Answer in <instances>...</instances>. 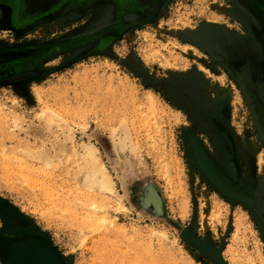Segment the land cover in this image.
<instances>
[{
	"label": "rangeland",
	"instance_id": "obj_1",
	"mask_svg": "<svg viewBox=\"0 0 264 264\" xmlns=\"http://www.w3.org/2000/svg\"><path fill=\"white\" fill-rule=\"evenodd\" d=\"M239 5L232 14L228 0H174L157 21L122 31L105 49L79 47L0 79V197L48 236L64 264H218L170 220L140 208L137 190L147 179L158 184L170 218L225 264H264L261 223L208 180L187 137L196 132L226 167V153L218 156L224 146L212 142H220L224 125L264 172L256 108L214 52L237 60L254 53L264 62V41L251 26L256 16ZM104 11L73 27L17 34L2 27V15L0 46L96 31ZM97 167L114 192L87 188L85 177Z\"/></svg>",
	"mask_w": 264,
	"mask_h": 264
},
{
	"label": "flooded vegetation",
	"instance_id": "obj_2",
	"mask_svg": "<svg viewBox=\"0 0 264 264\" xmlns=\"http://www.w3.org/2000/svg\"><path fill=\"white\" fill-rule=\"evenodd\" d=\"M173 1L60 0L54 3V5L52 4L51 8L38 11L29 16L23 13V0H0V16H5L2 27L12 31L14 34L23 33L27 30L36 31L39 28L52 24L54 26L58 25L63 27L70 25L73 27L79 19L83 23L91 16L93 18L98 13H101L99 12L100 10H105L103 13V23L96 31H91L92 28H86L84 35L63 40L58 39L59 36H57L52 39H38V41L33 43L18 45L16 47L11 45L0 46V55H11L7 60L0 61V79L20 71L35 70L41 64L46 63L48 59L79 47L87 46V53L105 49L111 45L122 31L142 23L157 21ZM228 1L232 8L234 6L233 0ZM237 1L242 5L243 11L249 8L254 13L256 22H251L252 29L256 37L264 41V0ZM131 13H134V17L136 18L128 19L126 17L127 14ZM243 29H245V33L247 34V28L243 26ZM225 57L226 55L221 56L222 61L224 63L226 62L233 69L238 79L241 76V81L247 89V93L250 95V102L258 112L259 124L264 133V62L262 61V65H260L254 53L250 55L252 60L246 57L242 60H237L238 58L235 59L233 52H231L229 58ZM233 59L238 62L239 67L242 69L239 70L234 67L232 64ZM260 126L259 128L254 127V130L257 136L260 133L264 138L263 133L260 131ZM220 128L222 129V133L218 134L220 142L217 143L218 146H224V149L219 150L218 156L222 159V154L226 153L225 159H223L226 167L222 165V162L218 160L215 152L210 151L203 139L196 132L188 130L187 137L189 139L190 133H193L214 161L218 176L219 174L220 176L222 175L230 185L243 190L244 192H239V194L249 204L255 203L258 209L257 212L248 209L261 223L264 231V209L257 204L253 194H250L240 183L242 176L247 177L248 174V167L246 162L243 161V158L250 159L253 157V153H245L243 150L239 152L235 147L236 140L231 134V131L224 125H221ZM212 142L217 147L216 142ZM259 143L264 147V140ZM194 160L196 166L199 167L195 158ZM0 261L3 264H64L60 253L53 247L48 236L38 232L11 203L1 197Z\"/></svg>",
	"mask_w": 264,
	"mask_h": 264
},
{
	"label": "bare ground",
	"instance_id": "obj_3",
	"mask_svg": "<svg viewBox=\"0 0 264 264\" xmlns=\"http://www.w3.org/2000/svg\"><path fill=\"white\" fill-rule=\"evenodd\" d=\"M58 1H60V0H23V3H22V5H23V8H22L23 9V13L27 14L29 16L33 15V14H35L38 11L46 10L48 8H51L52 4L54 5V3H57ZM234 3L235 4H234V6L231 9V13L232 14H240V11H241L240 10L241 6L239 5L240 2L238 3L237 0H234ZM238 9H239V11H238ZM246 20L247 19L245 18V22L249 24V21L247 22ZM251 34H252V32H251ZM214 47H216V46H214ZM214 52H215L216 56H218V57H221V56H224V55L227 54L226 51H221L220 50V52H219V50H217V49H214ZM225 58H229V55L226 56ZM240 81H241V76H240ZM242 85H243V88L245 90H247L243 83H242ZM257 113L258 112L256 110V122L260 126L259 118H258V114ZM260 131H261V133H263V129H262L261 126H260ZM263 135H264V133H263ZM118 145L120 147L122 145V143L119 142ZM193 147H194V151H195L196 157H197L200 165L202 166L204 171L208 174V176L211 178V180H214L215 182L221 184L223 187L227 188L228 190L232 191L233 193H235L237 195H240L239 192L240 193L244 192L243 190H239L238 188L234 187L233 185H230L228 183V181L226 180V178L223 177L222 175L220 176V174H219V176H218V174L216 173L215 166H214V161L211 159V157L204 150V148L202 147L200 142H198L197 140L193 139ZM95 148H96V146H95ZM87 150H88L87 154H90V155H93L94 152H95L90 147H88ZM95 158L98 159L97 157H95ZM103 168H104V164H103ZM85 183H86L87 188H89V190H91L90 188L93 189L94 185H97L98 187H100L104 191L114 192V190H115L112 180L104 172V169L98 168V167L97 168H93L92 171L88 172V174L85 177ZM95 188H97V187H95ZM102 190H99L98 192H100ZM158 190L161 191L159 189V187H158ZM104 191H102V192H104ZM160 193L157 191V189L151 188L150 193L148 195V200L150 201L149 204L152 203V205H151L152 208H154L155 210H158V211H161V209L163 208L161 199L159 198ZM146 200H147V196H146ZM164 210L166 212L165 206H164Z\"/></svg>",
	"mask_w": 264,
	"mask_h": 264
},
{
	"label": "water",
	"instance_id": "obj_4",
	"mask_svg": "<svg viewBox=\"0 0 264 264\" xmlns=\"http://www.w3.org/2000/svg\"><path fill=\"white\" fill-rule=\"evenodd\" d=\"M214 36V35H213ZM215 40V39H214ZM216 45L219 47V40H216ZM216 46V47H217ZM207 49H209L210 52H212V47L210 45H206L205 46ZM238 81L240 82L242 88V82L240 81V79H238ZM244 91H246L243 88ZM246 95L250 98L249 93H247L246 91ZM251 99V98H250ZM258 121V120H257ZM259 127V125H258ZM263 138V137H262ZM193 139L197 140L199 142V140L196 138V136L193 133H190L189 136V145H190V149L194 155V158L196 159L200 169L202 170V172L205 174V176L208 178V180L217 187V189L227 198L230 199L231 201H235V202H239L242 205H245L247 208H249L250 210H254V211H258L257 207L254 204H249L247 201L244 200V198L241 195H237L235 193H233L232 191L228 190L227 188L223 187L221 184L215 182L214 180H211V178L208 176V174L204 171V169L202 168V166L200 165L194 148H193ZM264 140V138H263ZM158 184L153 180V179H147L145 181H143L140 186L139 189L137 190V201L138 204L140 206V208L142 210H144L146 213L153 215L157 218L160 219H166V220H170L172 223H174L177 227H179L180 229V234L182 237H184L186 240H188L189 242L193 243L196 246H200V247H204L210 254H212V256L217 260L218 264H225V260L222 258L221 254H218L216 251L213 250V248L209 247L208 245H206V243L202 242L201 240L197 239L195 237V235L193 234L192 230L182 226L181 223L177 222L176 220L170 218V216L165 212L164 210V206H165V201H164V197L162 195V192L158 190ZM151 188H155L157 189V191L160 193L159 198L161 199L162 202V206L163 208L161 209V211L155 210L154 208H152V203L149 204V200H148V195L150 193ZM160 189V188H159ZM240 190V189H239ZM251 194V193H250ZM146 196H147V200H146ZM155 207V206H154ZM259 214V212H258Z\"/></svg>",
	"mask_w": 264,
	"mask_h": 264
},
{
	"label": "crops",
	"instance_id": "obj_5",
	"mask_svg": "<svg viewBox=\"0 0 264 264\" xmlns=\"http://www.w3.org/2000/svg\"><path fill=\"white\" fill-rule=\"evenodd\" d=\"M261 140L263 141V138ZM216 144L218 146L217 142ZM219 150H221L220 147ZM255 158L257 157H251V160L243 158L248 167V174L247 177L242 176L240 183L248 192L253 194L257 204L264 209V175L261 168L258 167L260 161Z\"/></svg>",
	"mask_w": 264,
	"mask_h": 264
}]
</instances>
